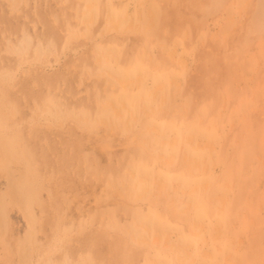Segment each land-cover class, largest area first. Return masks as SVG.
<instances>
[{
    "label": "rangeland",
    "instance_id": "rangeland-1",
    "mask_svg": "<svg viewBox=\"0 0 264 264\" xmlns=\"http://www.w3.org/2000/svg\"><path fill=\"white\" fill-rule=\"evenodd\" d=\"M85 1L0 0V134L31 211L4 198L0 158V264L19 245L26 264H264V0H91L90 21Z\"/></svg>",
    "mask_w": 264,
    "mask_h": 264
},
{
    "label": "bare ground",
    "instance_id": "bare-ground-1",
    "mask_svg": "<svg viewBox=\"0 0 264 264\" xmlns=\"http://www.w3.org/2000/svg\"><path fill=\"white\" fill-rule=\"evenodd\" d=\"M85 2H86V5L85 6L87 7L86 10L89 9V11H90L89 16H88V18L86 20L90 21L92 19V16L95 15V13H94V7H95L94 4L95 3L93 1H91V0H86ZM11 4H13V7H14V5L16 4V2H15V4L14 3H11ZM109 7H110V5H109ZM127 16L130 18V16L128 15V13H125L123 17L114 16V14L111 11V7H110L109 10H107V13H106V16H105V21H106V27H107V29H109V30H115V31L116 30H120L121 29V22ZM23 35H22L23 38H21L22 39L21 42L23 41V42L26 43L27 42L26 37H24ZM29 43L27 42L26 45L28 46ZM26 45H25V47H27ZM36 46H35V50H33V52L38 57L40 55H46V54H53L54 53V50L52 49L51 46H46L45 49H41V47L39 45L37 47ZM26 49L25 48H22L20 45L19 46L17 45L14 48L13 52H15L14 53L15 55L16 54H22V53H25L26 54V52H25ZM97 53H99V52H97ZM43 57H45V56H43ZM96 61H99V57L96 58ZM2 74L0 73L1 80H3V81H7L8 80L9 81V78L11 79V77L8 74H5V73H2ZM111 77H113V79L115 80V82H117V84L120 86V88L122 90H126V88L131 85V81L132 80L129 79L130 77L127 78V77L113 75V74L111 75ZM151 95L153 96V94H151ZM144 108L145 107H143V109ZM3 112H4L3 109H1V113H3ZM10 112H11V110H10ZM129 114L131 116V112H129ZM51 115L53 117H56V116L59 117V116H61V115H59V112L56 109L55 110H53V109L51 110ZM52 119H54V118H52ZM79 120L81 121V119H78L77 125L79 124V126H80ZM83 121H85V120H83ZM192 138L193 137L191 135L188 136L187 138H185V144L187 146L191 147L194 150H198V148L201 147V146H204L205 147V145H207L209 143L208 142L207 144L204 143L205 145L204 144L200 145V143H198V141H194L193 142V139ZM172 139L173 138H171L170 140H172ZM175 143L176 142H174V145H175ZM168 144L169 145H173V144H171L169 142H168ZM204 147H202V148H204ZM211 147L212 146H210L207 149H210ZM23 156H25V155H23ZM0 158H1L2 162H3V165H5V171H4L5 189L2 192V194H3L4 198H6L9 203L15 205L18 208V210L21 211V214L23 215L24 219L27 220L26 222L31 223L30 222L31 221V211H30V206H29L30 196H29L28 189L26 188V185L24 184V175L23 174H25V173H19L18 176L14 173V168H13V165L14 164L13 163H15V159L12 156V153H11L10 142H9L8 138L6 136L2 135V134H0ZM182 159H183L184 162H187V164L189 165L188 166V169H189L190 173L193 171V168L194 167H197L198 169H202L203 168V166H199V161H198L197 158L191 157L190 155H187L185 152H184V154L182 156ZM0 164H2V163H0ZM170 164H168V165H170ZM20 171L22 172V170H20ZM139 180H140L139 182H142V183H145V184L147 183V180H146V178L144 176L143 177H139ZM154 183H156L157 190L159 189V191H161V190L163 191L164 189H166V185L161 184L162 181H160V182L157 181V182H154ZM164 184H166V183H164ZM202 188L204 189V187H202ZM194 189H190V191L191 190H194ZM169 202H170V200H169ZM196 226H194L195 232H196L197 227H198V226L197 227ZM3 227L4 226H3V223H2V220H1V217H0V242L2 241ZM150 229H151V227H150ZM145 231H146V229H145ZM147 232H148V230H147ZM151 237H152V238H150L151 239V242H153L155 244H160V242H161L162 243V246L161 247L163 249H169L173 253V258L175 260H177L179 263H183L186 260H191V255H193L194 251L193 250L192 251L189 250L187 248V245H185V242H183L181 239H177V240L170 241L169 238H168V234H167L166 231L163 233V231H157V230H154V229H153V233H152V236ZM142 241H145V240H142ZM1 244H0V246H1ZM25 246H21V245L18 246L20 248L17 249L18 250L17 251V253H18V256H17L18 257L17 258L18 259L17 260L18 263L17 264H26V259L28 257L29 252L27 250L28 248H26ZM205 253L206 252L204 251L203 254H205ZM204 256H203V258H204ZM46 264H48V263H46ZM63 264H68V259L64 258V263ZM200 264H206V263L203 262V263H200Z\"/></svg>",
    "mask_w": 264,
    "mask_h": 264
}]
</instances>
